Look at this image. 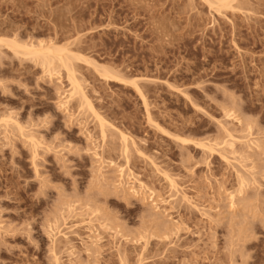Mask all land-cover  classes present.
I'll return each mask as SVG.
<instances>
[{
    "label": "rangeland",
    "instance_id": "374dc122",
    "mask_svg": "<svg viewBox=\"0 0 264 264\" xmlns=\"http://www.w3.org/2000/svg\"><path fill=\"white\" fill-rule=\"evenodd\" d=\"M0 41V264H264V0H0Z\"/></svg>",
    "mask_w": 264,
    "mask_h": 264
},
{
    "label": "bare ground",
    "instance_id": "6f19581e",
    "mask_svg": "<svg viewBox=\"0 0 264 264\" xmlns=\"http://www.w3.org/2000/svg\"><path fill=\"white\" fill-rule=\"evenodd\" d=\"M0 43H2V41H0ZM18 50L19 51L22 50V53L24 52L25 55H27L33 59H36L37 61L42 62L45 66H49V68L52 67L53 69H56L54 66H57L59 64L63 68H65L68 71L70 81H71L70 83L72 86V89H71L70 94H69L70 95L69 99L70 98L72 99L75 96H77V97L79 96L81 99V102H83V104L85 105L84 107L89 108L90 111L93 112V114L96 117H98L96 111H94V109H93L91 102L88 100V97H86V95L83 93V90L81 89V85L78 83V81L75 80L76 75H74V70L72 69V67L69 63V56L67 55L65 50H59L53 46H51V47H43V46L42 47H36L34 45H32V46H19ZM101 123L104 125L103 121ZM104 135L105 134H103V136ZM123 140L126 143L128 141L127 137H125V136L123 137ZM230 146H232V144H230ZM127 147H128V145H127ZM122 172H124V171L122 170ZM173 184L175 186V183L172 181V185ZM174 188H176V187H174ZM137 193H138V191H137ZM137 193H135V194H137Z\"/></svg>",
    "mask_w": 264,
    "mask_h": 264
}]
</instances>
